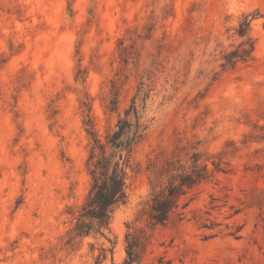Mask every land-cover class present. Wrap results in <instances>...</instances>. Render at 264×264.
<instances>
[{
	"label": "rangeland",
	"instance_id": "obj_1",
	"mask_svg": "<svg viewBox=\"0 0 264 264\" xmlns=\"http://www.w3.org/2000/svg\"><path fill=\"white\" fill-rule=\"evenodd\" d=\"M247 38L253 59L227 63ZM135 99L148 127L127 202L107 236L69 244L91 187L88 116L105 136ZM195 151L213 174L143 264H264V0H0V264H97L102 247V264L122 262L128 224Z\"/></svg>",
	"mask_w": 264,
	"mask_h": 264
},
{
	"label": "trees",
	"instance_id": "obj_2",
	"mask_svg": "<svg viewBox=\"0 0 264 264\" xmlns=\"http://www.w3.org/2000/svg\"><path fill=\"white\" fill-rule=\"evenodd\" d=\"M241 37L247 36V30L238 29ZM255 41L252 38L243 40L237 49L225 54L226 62L236 65L253 59ZM117 103V101H114ZM115 107V106H114ZM114 109V108H112ZM126 116H120L114 128L105 136L98 134L93 116H88L87 130L92 138L87 168L91 176V187L77 214L68 234L71 244L76 238L91 235L107 236L115 210L128 199L129 168L132 165L133 151L146 134L147 124L139 115L136 99L133 105L125 110ZM190 165L169 162L166 173L170 176L168 183L154 188L146 210L145 225L128 224L126 234V257L118 264H143L145 254L151 243L152 233L160 226L167 224L178 210L181 198L193 187L213 174L209 162L203 159L199 151L190 156ZM214 170H220L219 164L213 162ZM137 221V220H136ZM115 244L110 251L113 253ZM108 249L102 251L96 259L102 264L107 259ZM113 259V255H112ZM113 264H115L113 260Z\"/></svg>",
	"mask_w": 264,
	"mask_h": 264
}]
</instances>
